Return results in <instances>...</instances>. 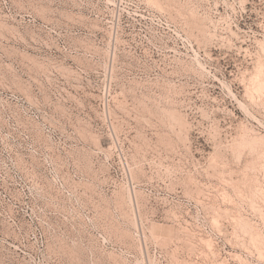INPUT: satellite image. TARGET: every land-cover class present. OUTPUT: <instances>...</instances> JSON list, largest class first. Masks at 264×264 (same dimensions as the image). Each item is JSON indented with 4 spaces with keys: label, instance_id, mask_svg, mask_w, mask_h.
Listing matches in <instances>:
<instances>
[{
    "label": "rangeland",
    "instance_id": "rangeland-1",
    "mask_svg": "<svg viewBox=\"0 0 264 264\" xmlns=\"http://www.w3.org/2000/svg\"><path fill=\"white\" fill-rule=\"evenodd\" d=\"M0 264H264V0H0Z\"/></svg>",
    "mask_w": 264,
    "mask_h": 264
}]
</instances>
